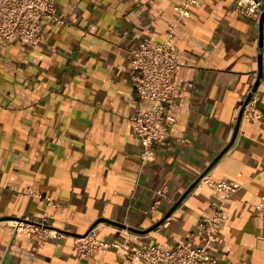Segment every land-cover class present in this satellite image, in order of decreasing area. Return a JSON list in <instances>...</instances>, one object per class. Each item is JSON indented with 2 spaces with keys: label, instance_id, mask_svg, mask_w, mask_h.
<instances>
[{
  "label": "crops",
  "instance_id": "obj_1",
  "mask_svg": "<svg viewBox=\"0 0 264 264\" xmlns=\"http://www.w3.org/2000/svg\"><path fill=\"white\" fill-rule=\"evenodd\" d=\"M179 1L57 0L69 24L44 25L35 47L0 45L1 264H139L114 246L78 259L71 238L96 228L108 243L200 245L214 203L227 219L210 252L264 264L256 211L264 195V49L260 23L236 13V0H199L179 27L173 137L153 162H141L129 122L139 104L130 50L145 38L164 41ZM250 93L261 118L242 117L237 128ZM205 174L240 188L225 198L198 183L173 209ZM30 188L53 205L27 196ZM45 211L63 236L39 243L13 233V220L37 222Z\"/></svg>",
  "mask_w": 264,
  "mask_h": 264
},
{
  "label": "built area",
  "instance_id": "obj_2",
  "mask_svg": "<svg viewBox=\"0 0 264 264\" xmlns=\"http://www.w3.org/2000/svg\"><path fill=\"white\" fill-rule=\"evenodd\" d=\"M56 2L57 0H0V45L20 41L35 47L45 38L44 25L69 24V19L58 11ZM199 5V0H181L174 4V14L164 41L145 38L130 50L129 74L139 104L136 111L130 115L129 122L141 144L140 158L143 165L153 162L157 150L167 146L173 137L171 129L177 119L175 94L179 89L174 79L182 66L176 37L181 24L191 16V8ZM234 11L258 23L263 16L264 49V0H236ZM256 102L257 96L252 94L244 107L243 118H261L256 110ZM199 184L212 186L218 192L224 193L225 198L240 188L237 182L213 180L206 174L200 178ZM158 194L164 196L165 192L160 190ZM26 195L44 199L49 207L53 205L51 198H43L33 188H30ZM160 202L157 200L154 207L160 205ZM212 208L207 222L200 226L207 234L206 240L200 245L185 242H178L173 247L159 242L132 244L128 238L122 244L108 243L98 238L96 228H90L71 239L78 259L90 257L101 249L114 246L128 250L131 259L139 264H250L244 260L221 258L210 252L209 247L215 238V231L227 219L222 204L214 203ZM256 211L264 222V195L259 198ZM52 218V214L45 211L37 222L16 219L10 226L13 233H25L42 243L50 237L59 238L64 235V230L52 225ZM129 234L127 232V236ZM258 237L264 240V235Z\"/></svg>",
  "mask_w": 264,
  "mask_h": 264
},
{
  "label": "water",
  "instance_id": "obj_3",
  "mask_svg": "<svg viewBox=\"0 0 264 264\" xmlns=\"http://www.w3.org/2000/svg\"><path fill=\"white\" fill-rule=\"evenodd\" d=\"M262 22H263V16H262V18H261V20H260V34H259V46H260V47H263V29H262ZM260 79H261V65H260V70H259V79H258V81L256 82V84H255V86H254V88H253V91H255V90L257 89ZM251 96H252V93H250V94L248 95L246 101L244 102V104H243V106H242V108H241V110H240L239 117H238L237 128H238V126H239V124H240V121H241V119H242V115H243L244 107H245V105L248 103V101L250 100ZM199 181H200V178H199V180H197L196 182H194V183L190 186V188L187 190V192L184 194V196H182V198H181L180 200H178V202H176V204H175V206H174L173 209H175V208H176V207L182 202V200L188 195V193L191 192V191L196 187V185L199 183Z\"/></svg>",
  "mask_w": 264,
  "mask_h": 264
}]
</instances>
